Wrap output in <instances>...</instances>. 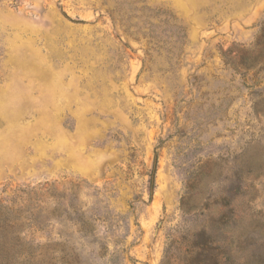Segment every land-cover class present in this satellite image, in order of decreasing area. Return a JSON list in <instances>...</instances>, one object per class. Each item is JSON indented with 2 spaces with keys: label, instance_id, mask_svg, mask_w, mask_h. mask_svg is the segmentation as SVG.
<instances>
[{
  "label": "rangeland",
  "instance_id": "374dc122",
  "mask_svg": "<svg viewBox=\"0 0 264 264\" xmlns=\"http://www.w3.org/2000/svg\"><path fill=\"white\" fill-rule=\"evenodd\" d=\"M263 28L264 0H0V264H264V61L224 56Z\"/></svg>",
  "mask_w": 264,
  "mask_h": 264
},
{
  "label": "trees",
  "instance_id": "16d2710c",
  "mask_svg": "<svg viewBox=\"0 0 264 264\" xmlns=\"http://www.w3.org/2000/svg\"><path fill=\"white\" fill-rule=\"evenodd\" d=\"M156 17V15H155ZM159 19L161 21V26L163 27V36H157L156 31L159 26L153 25L152 23L149 24L147 28L146 34L150 37L153 41H156L157 44H162L163 49L167 51V53L171 56H175L181 51V47L184 46L187 35L185 29L178 23V20L168 12H161L159 14ZM261 45V47H259ZM231 51H228L227 54H224L226 61L234 66L237 70V67H243L246 71H250L251 69H258L260 64L264 61V28L260 34L258 43L253 50H245V58L244 61L239 62L238 64L235 63L236 57L231 56ZM151 189H154V180L151 179ZM55 213L56 216L60 218L63 216H67V212L62 214L60 209H56ZM79 227V232L84 237H89L93 234L92 228H90V224L88 221L84 219V217H80L78 221H76ZM12 222L7 217L5 210L3 207H0V231H4L7 228L11 227ZM197 245H193L187 253V256L184 260H186L187 264H212V247L210 244L204 243L200 246V244L196 243ZM180 250V249H179ZM177 256H174V260ZM169 260V259H168ZM164 260L163 264H168L169 261Z\"/></svg>",
  "mask_w": 264,
  "mask_h": 264
}]
</instances>
